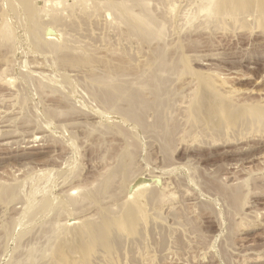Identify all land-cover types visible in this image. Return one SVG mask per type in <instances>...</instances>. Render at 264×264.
I'll use <instances>...</instances> for the list:
<instances>
[{"label":"rangeland","instance_id":"374dc122","mask_svg":"<svg viewBox=\"0 0 264 264\" xmlns=\"http://www.w3.org/2000/svg\"><path fill=\"white\" fill-rule=\"evenodd\" d=\"M88 1L83 3L87 5L86 8L89 7L91 1L97 0H90V3ZM74 2L78 1L26 0L15 11L12 0H0V23L3 19H6L12 31L11 42L0 44V72L3 73H0V181H21L29 174L50 171L49 175L51 174L52 176H49L48 184L49 189L51 188L49 195L51 193L52 197H58L66 187L81 188L79 192V188L72 190L73 195H77V192L80 195L85 191L84 186L86 187L87 184L91 183L92 186L96 187L97 185L92 184L93 182L91 181L97 183L96 179L99 178L98 176L110 169L112 165H115L114 156L116 158V154L121 152L125 146L127 141L123 135L126 134V131H129L130 133L127 132V136L132 134L130 136L131 139H135V141H129L133 144L134 142H137V145L139 144L138 146L134 145L135 148L138 147L139 149H134V157L131 159V169L132 171L134 169L136 178L133 176L132 179L135 178L134 181L130 179L131 181L129 180L128 184H126V181L122 185V181H119L121 178L117 175L119 179H115L114 185L111 186L112 188L110 187L108 193L111 192L113 195L110 194L114 197L115 192L118 194L115 196L120 198L117 200L115 197L113 199V197L106 195L104 198L98 199L99 202H93L95 206L92 203L91 205H89L90 203L88 205L85 204L88 210L85 207H81L75 212L77 217L75 218V215H73V219H76V221L80 219L77 222V224H80L82 218H88L89 215L94 220H99L98 218L102 216L105 218H102L103 222L105 223L106 221L108 223L113 217L111 216L110 219L107 217L110 214H113V216L116 214L115 218L120 216L118 218L120 220L123 214L119 215L118 212L123 213L124 207L133 203L137 197V191L142 190V188L145 189L147 186L146 189H149V185L153 186L154 184L158 190L162 189L164 192L162 200L154 203L151 208L149 206H152V204L149 205L148 201H144L146 204L143 202V205L140 203L139 206L141 208L138 207V210L135 208L137 207L136 205L134 209L136 212L139 211V213L134 211L137 219H135L136 215L133 214V217H135L130 219L129 227L120 224L117 219H114L119 223L115 229L120 234V238L118 241L115 240L117 242H112L113 234H111L112 236L109 234L105 238L108 239L111 236L107 240L109 242L105 239L102 241L105 246L109 245L107 246L108 249L102 243L95 244L90 242L80 248L77 253H71L68 251H70L74 239L70 237L71 242L69 241L70 238L66 237L67 240H61L62 244L57 241L55 242L56 245L58 243L57 246L51 244L55 247L46 248L47 250L50 249L48 252L46 249V251L43 250L42 255L40 254L39 259H37V261L39 260L37 264H264V125L251 120L252 114L248 109L240 106L242 101L243 103L245 101L264 105V23L259 18L257 20L253 15H249V17L246 15L244 17L245 21L243 17L241 20L224 19V22H222L223 20L220 21L222 23H216L214 20L212 21L214 24L210 21L207 22L209 25L206 26L204 23H206L207 19H210L211 15L208 13L204 14L206 12H198L196 4L193 3L195 6L192 5V0H161V2L152 0L151 3H153L149 4H151L150 7L153 6L151 10L155 7L157 11L154 12L155 15L158 13L159 18L163 17L162 21L164 16H166L164 20H170V22L167 20V22L163 21L167 28V30L166 28L164 29V32H166V35L163 36L165 41L162 42L163 37L162 40L160 39L161 41L155 40L159 43L158 47H160L156 48L157 43L154 40L153 44V41H150L151 43L144 42L131 34H127V26L119 21H114L115 19L112 20V14H108V11L104 8L85 12L83 4L79 5V3ZM29 7L37 10H35L37 17L40 14L41 19H39V16L38 22L41 20L44 24V27L42 23L40 24L42 29L53 32V36L56 35L53 37L51 34L48 38L56 39L55 41H59V43L64 41H62L63 39L57 40L58 38H65L72 48L73 46L77 48H73L74 50L70 49L73 51H71L72 53L68 52L67 54L66 51H63L65 53H59L55 56L56 61H54L53 55L37 50L29 34L30 28L27 20L28 15H30V11L27 9ZM158 7L159 10H157ZM194 7L196 11L193 10ZM48 9L52 11L50 12ZM47 12L50 14H46ZM196 12L198 13L196 14ZM162 13L165 15L160 16L159 14ZM52 14H56L54 18H57L56 21L52 18L54 17ZM185 14L192 16L190 17L191 21L193 19L195 21H188L190 19L189 16L185 20ZM194 15H196L195 18ZM203 15L208 18H204ZM202 18L206 21L203 22ZM45 36L47 37V35ZM57 36L58 38H56ZM68 36H71V39L73 38L75 42L72 41L73 39L71 42ZM160 42L165 45L161 46ZM161 47H163L164 55L165 52L167 54L165 57L170 59L169 62L166 60L168 63H174V61L178 63L176 61L179 59H185L184 64L188 69L195 71L197 75L205 73L204 76L207 75L206 79L215 83L218 89L220 86V89H223H219L220 96L226 95L229 99L225 98L230 103L226 109L235 108L233 110L235 112L230 115L227 110L220 111L218 113L219 117L212 121L203 115H200V117L190 115L188 108L193 102L192 99L194 100L195 95H199L202 92L203 88L201 90L199 85L203 86L199 84L200 80L195 73L185 72L181 75H169L168 80L166 79L168 86L165 85L164 87L169 90L166 89L167 94L171 95L172 93L173 96L168 95V97L173 100L170 102V107H168L169 110L166 114L168 118L167 126L163 132H153L145 126L143 127L146 129L140 128L133 124L132 120L130 121V119L125 118L120 113L117 114L115 112L114 115V112L105 111L99 103L97 104L89 99L86 93V95L83 94L85 97H81L84 91L83 86L81 85L82 87L79 88V84H77L78 88L75 90L76 85L73 82L68 85L70 88L66 89L65 87L60 91L61 93H66L68 99H70L69 96L72 97L73 100L68 101L71 105L74 104V107L76 106L75 109H77V106L79 109L75 110V112L73 110V113L70 112L69 114L71 115L68 114L69 117H66L67 114L66 116L62 115L65 120L62 116H59L60 118H58L62 121L55 117L52 120H59L58 122L56 121L57 123L54 121L46 123L43 115L47 108L51 109L52 106V108L54 106L58 108L62 103L66 104V102L61 96H59V100L57 99L58 94L62 95L60 91L59 93H56L58 91H52L47 94L50 90L44 89L43 91L47 90V93H42L41 89L42 92L39 89L36 90L32 84L27 83L24 79L25 74L29 73V70V74L32 73L31 75L40 73L32 76L34 81L38 75H44L48 72L46 76H51L52 79L58 78L63 71L68 78L72 77L70 80L73 81V78L77 76L76 78L80 77L79 80L82 81L87 74H91V70L95 71V73H98V71L103 73L105 72L104 70L109 69L114 72L121 70L122 73L126 74L129 72L127 75L130 77L143 68L144 70L148 69L153 57L151 53L155 49H161ZM176 58L178 59L175 60ZM4 59L8 62L4 61ZM182 61H180L178 68L180 66L183 67ZM9 63V68H4V64L6 67ZM20 65L25 67L20 68ZM2 67L3 69L1 70ZM20 69H26V71L23 70L25 74ZM50 69L52 73H50ZM4 70H6L5 73ZM42 70L44 74L41 73ZM45 71L48 72L46 73ZM59 71L62 73H59ZM20 73H23L24 76H21L22 74ZM81 73L84 77L80 75ZM5 82L7 83L6 86ZM221 83H223V86ZM19 86L25 92H23L24 98L27 95L25 100L28 98L26 100L28 102L25 101L24 103L26 106L25 110H30L32 116L34 113H38V115L33 116L34 120L30 118V120L26 119L27 121H25L24 112L23 114L21 113L22 107L17 103V98L23 94L22 90H18ZM34 89L35 92L31 91ZM68 89H70V93ZM227 89L232 91L230 95L223 92L227 91ZM17 91H20L18 96ZM36 91L40 93L37 94L38 92ZM30 92H34L33 95H36L33 96ZM87 98L95 105L91 102L87 103ZM75 99L77 103L79 102L83 106L81 105L80 107V104H77ZM91 104L92 106L94 105L93 108ZM97 105L99 107H96ZM65 106L62 105L59 109ZM36 107L38 111L35 110ZM43 108H45L44 112ZM102 110L104 112H101ZM36 116H41L42 118L40 117V119L42 120L38 121L39 117L37 118ZM145 116V123H152L156 119V114L152 109H149ZM72 117L73 119H70ZM32 120L34 123L31 122ZM68 120H72L73 124ZM109 120L110 122H108ZM35 122L37 124L38 122L41 123L36 125ZM65 122L69 123L64 125ZM74 123L79 126L74 125ZM42 124H45V127L48 124L46 131ZM99 124L102 127H99ZM106 124L110 127L107 128L108 125ZM39 125L42 126L41 129L40 127H38L39 129L37 128ZM62 125L65 127L67 125L68 127H64V129L68 131H65ZM95 125H98L99 128L95 127ZM55 126L58 127L56 128ZM49 129L52 130V133H50ZM99 131L102 133H99ZM43 134L48 135L45 137ZM33 137L36 138L33 140ZM114 153L116 154L114 155ZM73 157L74 159L72 160ZM63 160L64 162H62ZM74 164L75 166L72 167ZM106 165L109 167H106ZM41 167L44 168V171L42 170L43 168L39 169ZM27 168H29L28 170L31 169V171L27 170V172L25 170ZM32 168L34 169L32 170ZM59 169L62 171L59 172ZM39 170L42 171L39 172ZM137 170L139 174L138 172L136 174ZM63 171L66 172V176H69V178H66ZM102 171L103 173H99ZM53 173H57L59 176L56 174L57 177ZM61 173L62 175L64 174L63 176L65 177L63 178L66 179L61 177ZM12 176L13 178L15 176V178L10 179ZM19 176L21 178H18ZM139 178L147 179L148 182L137 184L136 182ZM249 178H252L250 182ZM62 180L69 183L66 184ZM242 180H247L246 186L244 185L243 188L244 193H246L242 204L243 209L241 208L243 212L240 210L241 212L239 213L241 214H233L234 212L230 210V207H227L226 203L228 201L226 198V200L224 199L223 193L219 191V186L221 187L222 184V187H230L233 184L231 186L233 187L238 185L239 181L242 182ZM149 181L153 182L150 183ZM51 182L53 184L57 183V186ZM80 182H84L83 184L85 185L82 187V185H79ZM115 183L117 185L121 184L120 187L128 186L127 188L126 186L124 187L126 188L124 191L125 195L120 187H117L118 189L116 190L117 185L115 186ZM59 184L62 185L58 187ZM91 185L88 187L91 188ZM25 186L27 185L25 184ZM88 187H86V190L89 189ZM94 187L89 190H93ZM153 187H150V189ZM157 188L154 189L157 190ZM58 191L61 193L58 194ZM118 191H121L122 194L118 193ZM159 192L162 191L159 190ZM38 195L40 196V194ZM121 196L122 201L124 199L127 200H124L125 202L120 201ZM108 197H111V199H107ZM16 200L12 201L13 203L11 201L9 203L6 202L7 204H5V201L3 203L0 201V264H13L18 252L19 254L21 253L20 255L26 253V250L24 251L25 253L22 252L23 250L20 251L21 247L25 249L32 240L34 241L32 236L38 235L41 222L44 219L42 217L39 218V221L37 219L32 225L36 224L39 230L33 226V229H35L32 230L34 235L32 232L30 235H25L20 243L15 241L20 234L18 236L14 234L15 232L16 234L20 233V231H17L18 228L21 230L20 226H13L12 228H15V230H11L13 234H9L8 238L6 235L3 236L4 225H7L10 219L13 221L19 218L25 209V201L22 199ZM128 200L132 202L126 205ZM21 201L24 205H22ZM100 201H104L103 204ZM121 202L125 203L124 207L121 206L122 208L119 207L122 204ZM108 203L109 206L113 204L115 207L117 205L115 207L117 211L110 212V208L111 210H115V208L113 206L108 208L106 206ZM99 204L101 205L99 206ZM96 205L99 208L104 206V210L99 211L100 209ZM81 210L89 213L84 212V215H82L83 212ZM91 211L93 214H91ZM97 211H99L100 215L97 214ZM104 211L109 212L104 214ZM107 214L109 215L106 216ZM154 214H159V217L157 215L158 218H156ZM98 215L99 217H97ZM73 221L75 220H71V222ZM233 221L236 225H234ZM37 222L40 223L37 224ZM103 222L102 224H104ZM106 224L102 228L107 229L108 226ZM74 226L76 224L71 227ZM14 242L16 245L22 243V246L17 245L16 248ZM14 249L16 252L18 250V252L16 253ZM12 257L15 258L13 259Z\"/></svg>","mask_w":264,"mask_h":264},{"label":"bare ground","instance_id":"6f19581e","mask_svg":"<svg viewBox=\"0 0 264 264\" xmlns=\"http://www.w3.org/2000/svg\"><path fill=\"white\" fill-rule=\"evenodd\" d=\"M77 1L78 2H74V3H79V5L87 2V0H77ZM151 1L152 0H150V2H149V0H97V1H91L92 4L89 2L91 6L88 4L89 5L88 8H86L87 5H84L83 4L82 6L83 7L85 6L84 7L85 12H88L89 10H97L99 8H104L105 10L108 11V14L109 13L112 14V18H111L112 20L115 19L114 21H119L121 23H124L127 26V30H128L127 31V34H131V35L135 36L137 39H139L141 41H144V42L145 41L150 42V41H153V40L154 41L155 40L161 41L162 40V37L164 35H166L165 34L166 32H164V29L166 28L165 27L166 25H165V23L163 21H165V22L169 21L170 22V20H167V19H166L167 21L164 20L165 17H166V16H164L165 15L164 13L159 14L160 16L161 15L164 16L163 21H162V18L163 17H160L159 18L158 17V13H157V15H155L154 12L156 11V9L154 7V9H153L154 11L151 10L152 7H153V6L150 7V5L153 3V2L151 3ZM154 1H156V2L160 1L161 2V0H154ZM194 1L192 0L191 3H192V5H193V3L196 4L197 11L198 12H201V13L202 12H206L204 14H207L208 13V14L211 15L210 19H207L208 17L206 18L203 15L204 18L207 19V21H206L205 19L202 18V20H204L203 22L206 21V23H204L206 26L209 25V23H207V22H210V21L212 22L214 20H215L216 23H222V22H224V19H228V20L229 19H232V20H235V19H238L239 20L240 19L241 20L242 17H243V20L245 21L244 17L246 15H248V17H249V15L250 16L253 15L254 17H256V19L259 18L260 21L262 23H264V0H194ZM23 2H26V0H12V3L14 4L13 5V8L15 9V11L17 10V7L18 6H20V5L22 6V3ZM149 3H151V4H149ZM187 3H189V2H187ZM72 5H73V3H72ZM193 6H195V5H193ZM190 7H191V5H190ZM27 9L30 11V15H28V18H27V20L29 22V28H30L29 34L31 36L32 43L36 46L37 50H40L41 52L43 51L42 53L46 52V53H49V54L53 55L54 56V61H56L55 56H57L59 53H61V52L62 53H65L63 51H66L67 54H68V52H71L72 51L70 49L77 48L76 46L75 47L73 46V48H72V46H70L68 44V40H66L65 38H58V36L56 37V38H58L57 40L63 39L62 41H64V42H61L60 41L61 43H59V41H55L56 39L48 38L53 32L46 31L45 29H42L41 26L43 25V27H44V24L42 23L41 20L39 21L40 23L38 22V17L40 16V14L37 17V15H36L37 14L36 13L37 10L35 8L33 9V7L32 8L29 7ZM195 9L196 8L194 7L193 10L196 11ZM48 10L50 12L52 11L50 9H48ZM48 10H46V11H48ZM157 10H159V7L157 8ZM191 10H189V11H191ZM198 12H196V14ZM48 13L49 12H47L46 14H48ZM190 13H188V14H190ZM57 14H58V12H57ZM188 14H185L186 15L185 20L188 19L187 16H189V18L192 17V16H190ZM52 15H54V14H52ZM55 15H54V17H52L53 19L55 18ZM191 15H193V14H191ZM195 17H196V15H194V18ZM59 18H62V17H59ZM39 19H41V16H40ZM56 19H54V20L56 21ZM48 20H49V18H48ZM189 20L191 21V18L188 19V21ZM193 20L195 21V19H193ZM193 20L191 22H193ZM221 20H223V21L220 22ZM43 21H45V20L43 19ZM109 21H110V19H109ZM114 21H112V22H114ZM176 22H177V20H176ZM41 23H42V25L40 26ZM166 30H167V28H166ZM45 35H47V37ZM53 35L54 34H52V36ZM65 35H63V36L66 37ZM55 36H53V37H55ZM46 38H48V39H46ZM68 39L71 41L73 38L71 39V36H68ZM164 39L165 38L163 37L162 42L165 41ZM11 40H12V31H11V28H10L9 24L7 23V20L6 19H3L2 22L0 23V44L1 43H10ZM72 41L75 42L74 39ZM154 41H153V44H154ZM74 42H73V45H74ZM155 42L157 43V46L155 44V46L157 48L158 45H159V43L157 41H155ZM150 43H149V45H150ZM160 44H161V42H160ZM162 45H165V44H161V46ZM163 47H165V46H163ZM163 47H161V49H155L153 51V53H151L153 55V57L151 58V61L149 63L150 65H149V68L148 69H145L144 70V68H143L141 71L136 72L137 74H135L133 76H130V77L127 75L129 72H127V74H126V73H122L121 70H120L121 72L120 71L119 72L118 71H115L114 72L111 69L104 70L105 72H103V73L102 72L99 73V71H98V73L97 72L95 73V71H92L90 69L91 70V74L90 75L87 74V76H85L86 78L85 79L83 78L82 81L79 80L80 79L79 76H78L79 78H76L77 76L74 77L73 78V81L70 80L72 77L71 78H68L67 75H65L64 71H63V73L61 71H59V73L61 72L62 74H60L58 78L52 79L51 76H46L49 73L48 71H47L48 73L45 71L47 74H44V72L42 70V72L41 71L40 72L43 73L45 76L44 75H38V77L39 76L40 77L39 78L37 77V79L35 81H34V79H32V76L33 75L36 76V74L39 73L38 70H37L38 73H36V74L34 73L33 75H31L32 73L29 74L30 73V70H29V73L27 72V74H25V72L23 70L26 71V69H20L25 74V76H24L23 73H20V74H22L21 76H24V79L27 81V83L32 84L35 87L36 90L39 89L40 92H42L44 89L50 90V91H48V93H47V90L42 92V93H47V94H49V92L51 93L52 91H55V92L58 91L56 93H59V91L62 90V89H64L65 87H66V89L68 87L70 88V86H68V85H71L72 82L75 83L76 86L75 85L74 86L76 88L75 87L74 88L76 90L78 88L77 87L78 86L77 84H79V88L83 86V90L85 91V92L84 91L82 92L81 97L82 96L85 97L84 95L87 94L89 99H91L92 101L96 102L97 104L99 103L101 105V108L104 109L105 111L114 112V115H115V112L117 114L120 113L125 118L130 119V121L132 120L133 121L132 123L133 124H136L140 128H145L146 127V128H149L153 132H158V131L163 132V131L166 130V126H167V120H168V118L166 117V114L168 113V110H169L168 107H170L169 106V105H171L170 102L173 100L172 98L168 97V95L169 96H173L172 93H171V95L170 94H167L168 93L167 92L168 89L166 88L167 89L166 90L165 87H164L165 85H167L166 84V82H167L166 79L168 80L169 75H174V74L175 75H181V74H183L185 72L186 73H195L196 74L195 71L190 70V69H188L186 67V65L184 64V62H185L184 60L185 59H179L178 61H176L178 63H175V61H174V63L173 62L168 63L170 59H167L168 57L167 58L165 57V55L167 56V54L165 52V55H164ZM158 48H160V47H158ZM153 49H151V50H153ZM68 50H70V51H68ZM59 57H60V55H59ZM180 57H182V56L180 55ZM178 58H176L175 60H177ZM166 60H168V62ZM4 61H6V60L4 59ZM180 61H182V63L184 65H183V67L180 66L178 68V66L181 63ZM6 62H8V61H6ZM9 65H10V63L7 64L6 67H5V64H4V68H9ZM25 65L27 66V64H25ZM21 67H23V65H20V68ZM2 69H3V67L1 68V70ZM6 70H4V73H5ZM93 70H94V68H93ZM98 70H100V69H98ZM35 72H36V70H35ZM86 72H88V71L86 70ZM197 72L199 73V71H197ZM50 73H52L51 72V69H50ZM55 73L57 74L56 71H55ZM1 74H3V73H1ZM76 74H78V73H76ZM204 74L203 75H201V74H198L197 75L196 74L197 77H198V79L200 80V82L198 81L199 84H202V86H203V87H201L199 85V87H200L201 90L203 88V90H202V92L199 90L201 92L199 95L196 93L197 95H195L194 100L192 99L193 102L191 101L192 103H191V105L188 108L189 110L188 109L187 110H188V112L190 111V115L192 114L193 116H199V117H200V115H203L208 120L212 121L213 119L219 117L218 113L220 111L227 110L226 107H229L230 103H229V101H228L229 99L227 98L226 95L220 96V91H219L220 86H219V89H218L217 88L218 86L215 83H212V81L206 79L207 78L206 77L207 75L204 76ZM80 75L83 76L82 73ZM199 75H201V76L199 77ZM69 76H71V75H69ZM74 76H75V74H74ZM54 77H56V76H54ZM75 78H76V80H75ZM4 80H3V83H4ZM0 83H1V81H0ZM6 84L7 83L5 82V86H6ZM222 84L223 83H221V85ZM27 85L29 86V84H27ZM215 85H216V87H215ZM21 87H22V85H21ZM19 89H20V91L22 90V94L23 95H19L20 94V91L19 92L17 91V93H18L17 96L19 95L18 98H17V100H18L17 103L20 104V106L22 107V112L21 113L23 114V112H24V116L23 115L22 116L25 117V121H27L26 119L30 120V118L33 119V116L34 115H38V113L37 114L34 113L33 116H32L30 110H28L30 114L28 113L27 110H25L26 106H25L24 103H25V101L28 98L25 100V98L27 97V95L24 98V93L25 92L23 91V89L20 88V86H19L18 90ZM35 89L34 90H31V91H34L35 92ZM69 90L70 89H68V91ZM39 91H36V92H38L37 94L40 93ZM78 91H79V89L77 90V93H78ZM80 91H82V90H80ZM34 92H32V93L30 92V93L33 95ZM223 92L224 93H227L228 95H230L232 93V91H230L228 89H227V91H223ZM60 93H61V91H60ZM69 93H70V91H69ZM69 93H68V95H69ZM61 94L62 95H59L58 94V98L57 99L59 100V96H61V98L66 102V104H63L62 103V105H66V106L65 107H62L60 109H59V107H61L62 105H60L58 108L56 106H54V108H52L53 107L52 106L51 109L47 108L46 111H45V108H43V112L45 111L43 117L45 116L44 121H46V123H48L49 121H54V122L57 121L58 122L60 120L59 118L62 115L66 116V114H67L66 117H69V115H71V114H69L70 112H72L73 110H74L73 112H75V110L77 111L79 109L78 106H77V109H75L76 106L74 107V104L71 105V103L68 101V100L71 101L72 97L69 96L70 99H68V96H67L66 93L65 94L64 93H61ZM34 95H36V94H34ZM225 98L228 99V100H226ZM89 99H88L87 103H89V102L92 103V101L89 100ZM75 101H76V99H75ZM26 102H28V101H26ZM74 102H72V103H74ZM76 103H77V101H76ZM84 103H86V102L84 101ZM92 104H94V103H92ZM92 104H91V106H92ZM53 105H55V104H53ZM81 105L83 106V104H80L79 106L81 107ZM33 106H31V107H33ZM93 106H92V108H93ZM240 106H243L244 108L248 109V111L252 114L251 115L252 117L250 118L251 120L257 121V123H259L260 125H264V105H262L260 103L252 104L251 102L249 103V102H245V101L243 103V101H242V104H240ZM96 107H99V106L97 105ZM28 108H30V107H28ZM39 108H40V106H39ZM23 109H24V111H23ZM94 109H95V107H94ZM96 109H100V108H96ZM149 109H152L154 111V113L156 114V119L152 123L146 122V123H148V124H146L145 123V120H146L145 119V117H146L145 115H146V112ZM234 109L235 108H232V109L230 108L227 111L231 115L232 113L235 112V111H233ZM35 110L38 111L37 107H36ZM101 112H104V111L102 110ZM64 116H62L63 119H64ZM36 117H35V120H36ZM40 117L38 118V121L42 120V119H40ZM55 117H57V119H59V120H56V121L55 120H52ZM70 119H73V117L70 118ZM33 120L31 122L34 123ZM112 120H113V118H112ZM60 121H62V120H60ZM71 121H69V122H71ZM36 122H37V120H36ZM69 122H67V123H69ZM108 122H110V120ZM40 123L38 122V124H40ZM43 123H45V122H43ZM67 123L65 122L64 125L67 124ZM71 123L73 124V122H71ZM98 123H100V122H98ZM38 124L36 123V125H38ZM54 124H53V126H54ZM70 124H68V125H70ZM47 125L45 127V124H42V126L45 127L44 128L45 131H46ZM64 125H62L63 129L65 127ZM74 125L79 126V125H77L75 123H74ZM103 125H105V124H103ZM106 125H108V124H106ZM42 126L39 125V126H37V128L40 127V129H41ZM143 126H145V127H143ZM67 127L68 126L66 125L65 128H67ZM72 127H74V126H72ZM92 127L94 128L93 125H92ZM95 127H98V125H95ZM99 127H102V126L99 124ZM109 127L110 126L108 125L107 128H109ZM59 129H58V131H59ZM45 131L43 130V132H45ZM127 132L130 133L129 131H126V134L124 133L125 135H123L124 137H126V141H127L126 144L124 143L125 146L123 145L124 147L121 150V152H118L119 154L118 153L117 154L114 153V155L115 154L117 155L116 158L114 156L115 165H112V167L110 169H108L107 171H106V169H107L106 168L105 169L106 172L103 173L104 168H105V166H104L103 171L102 172H99V173H103V174H100L98 176L99 178L96 179L97 180V183H94L95 181H91V182H93L92 184H96L97 185L96 187L92 186L91 183L89 184L92 187H94L93 190H89L92 187L90 186L91 188H89L88 187L89 185L87 184L88 186L86 185V187H88L89 189L86 190V187L84 186L85 191H83V193L79 195L78 192L80 191L81 188L78 187L79 188L78 189L76 187L75 188L74 187H70V188H67L66 187L65 189H63V192L61 190H59V191H61L63 193L62 194L60 192L62 195L58 191V194H60V195L58 196L56 194L58 197H52L53 195L51 193H50L51 196L49 195V190H51V188L49 189V184H48L49 183V179H50L49 176L51 177L52 175L51 174L49 175V172L50 171H47V172L44 171V168L43 167H41L39 169H42L43 168L42 170L44 171V173L41 172V173H32V174H29L27 177H25L21 181H16V180H14V182L12 180H11L12 182H8V180H7V182L6 181L5 182H3V181L1 182L0 181V201H1V203H3L5 201V204H7L10 201L12 202V201H14L16 199H22V200L25 201V209H24V211L22 212V214L20 216L18 215L19 218H16V219L14 218L15 220L12 219L13 221H11V219H10L8 221L9 223L7 222L8 224L7 225H4V233H3V236L6 235L7 238H8L9 237L8 235L12 233L11 230L12 229L15 230V228H12V227L13 226L15 227L16 225H17V227L20 226L21 227V230H20V228H18V230H17L18 232L20 231V233L17 232L18 234H16V232L14 231L15 232L14 233L15 236L16 235L18 236L20 234L19 235V238L17 237L18 240L17 239L16 240L14 239L16 242L19 241V243H20L21 239L25 235H30L31 232H32V230H35V229H33L34 228L33 226H35V228L38 227V226L36 227V224L35 225H32V224L34 222H36L37 219L39 221V218H41V217L44 218L43 220L41 219L42 222H41V225H40V228H39L40 230L37 228V230H39L38 233L35 231L38 235H34L33 232H32V234L34 236H32V235L31 236L34 238V241L31 239L32 242L30 240L31 243L30 244L28 243L29 244L28 247L26 246L25 249H22V247H21L22 246L21 245L22 243L20 245L17 244L18 246L21 247L20 251L23 250L22 252H24L26 250V253L24 252L25 254L20 255L21 253L19 254V252L17 250L18 255L16 256V258L15 257H12L13 259L15 258L14 261H13V264H37V262L39 261V260L37 261V259H39L38 257H40L39 255L43 252V250H45L46 248H49L50 246H54V245H51V244H55V246H57L58 243L56 245L55 242L58 241L60 243L62 239H66L67 240L68 237L69 238L71 237V238L74 239L73 242L71 241V238L69 239V241H71L73 243V245H71V248L69 247L70 248V251H68V252H71V253H77V251L80 248H82L86 244H89L90 242H93L95 244L102 243L103 246H105L104 242H102V241L105 238H107L109 236V234L110 235L113 234V236L111 235L112 237H114V238L111 239L112 242H114L115 240L118 241L119 238H120L119 237L120 234L117 232V230L115 229V227H116V225H119V223L122 224V225H125V226H128L129 227V225L131 223L130 219L133 217V214L136 215L135 213H139V211L136 212V210L134 209V207L136 205H137V207H135V208H137V210H138V207L141 208V206H139L140 203H142V205H143V202L144 201H146V202L148 201V204L149 205L152 204V206H149L151 208V207L154 206L153 205L154 203L162 200L164 190L159 189L160 191H162V192H159L157 186L155 187L154 184H153L154 187L152 185L151 186L149 185V189H146L148 187L147 186V187H145V189L142 188V190H139V191L136 190L137 191V194H136L137 197H136V199L134 198L136 201L133 199L134 200L133 203L128 204L129 202H132L131 200H128V202L126 203V205L127 204L128 205L125 206V207H124L125 203H122V202L124 200H127V199H124L123 198L124 200L122 201V196L123 195L121 196V200L120 201H122L121 202L122 204L120 205V203H119L120 206L119 205L118 206L119 207L123 206L124 209H123V213L122 212L121 213L118 212L119 215L120 214H123V217L120 220H118V218L120 216L118 218H115L116 214H115V212H113L115 214V216H113V214H110L109 213L110 216L107 217V218L110 219V217L112 216L113 218H111V219L113 221L112 220H109V222L112 221L111 223L108 222L109 224L106 221L104 223L103 222L104 221L103 219H105V218H103L102 216H100L101 217L100 218L99 217L100 213H98L99 211H101L104 208L103 205H102L103 206L102 208H99L96 205L100 209L99 211H97V214H99L97 216V217H99L98 218L99 220H96V219L94 220L92 218V216L89 215V217L87 216L88 218H85V219L82 218V221L80 222V224H77V222H79L80 219L77 218L78 221H76V219H73V215H75V218L77 217L76 214H75V212L77 210H79L81 207H85V204L88 205L90 203L89 205H91V203H92V205L95 206L93 204V202L96 203L98 201V199L100 200L102 197L104 198V196H106V195L113 197L112 196L113 194L110 192L112 194L111 195L108 192L110 191V187L112 185H114L115 179L118 178L117 175L120 176L121 179H119V178L118 179H119V181L120 180L122 181L121 182L122 185L125 184L126 181H127L126 184H128L131 181L130 179H132V177L135 176L134 175V173H135L134 172V169H133V171L131 169V165H132L131 159H133V157H134L133 156L134 155L133 153L135 152V150L136 149H139V148L138 147L135 148V146H134L137 142H134V144H133V143H131V141H129V140L135 141V139H131L130 136L132 134L130 136H127ZM47 133L49 134V132H47ZM50 133H52V130H50ZM99 133H102V132L99 131ZM48 134H46V135L43 134V136L45 135V137H46ZM69 134H67V135H69ZM72 134H73V132H72ZM71 136H74V135H71ZM35 138L36 137H33V140ZM40 152H42V151H40ZM73 159H74V157L72 158V160ZM64 160L62 162H64ZM73 166H75V164L72 165V167ZM72 167H71V169H73ZM106 167H109V166L106 165ZM52 168H53V165H52ZM28 169L29 168H27L25 170L27 171ZM33 169L34 168H32V170ZM42 170H39V172L42 171ZM47 170H49V168H47ZM50 170H52V169H50ZM28 171H31V169L28 170ZM58 171L61 172L62 170L59 169ZM58 171H56V172L58 173ZM70 171H72V170H70ZM63 172H65V171H63ZM72 172H74V171H72ZM137 172H138V170L136 171V174H137ZM57 173H55V174L53 173V174L56 175ZM69 173L71 174V172H69ZM69 173H68V175H69ZM138 174H139V172H138ZM61 175H62V173H61ZM63 175L61 176L62 178L67 175L66 172H65V176H63ZM249 177H252V176H249ZM14 178H15V176H14ZM14 178L12 176L10 179H14ZM18 178H21V177L19 176ZM66 178H69V176L68 177L66 176ZM66 178H63V179H66ZM135 178H136V176H135ZM151 178H152V176H151ZM71 179H72V177H71ZM134 179H132V180L134 181ZM250 179H252V178H249V182H250ZM62 181H64V180H62ZM116 181H118V180H116ZM240 181H239V183L236 182L238 185H235L233 187H231L233 184L230 187L229 186L227 187L226 185H223V186H226V187H222V184H221V187L219 186V188H220L219 191H221L223 193L224 199L225 198L227 199V201H228L226 203L227 204V207H230V210L232 212H234L233 214H235V213L237 214V213H239V212L242 211L241 210V208L243 207L242 204H243V201H244V199L246 197L245 196L246 193H244L243 188H244V185L247 183V180H245L246 182L244 180H242V182H240ZM64 182H63V185H64ZM147 182H148L147 179L139 178L136 183L137 184H144V183H147ZM151 182H153V181H151ZM65 183L67 184L69 182H65ZM77 183H78V181H77ZM77 183H76V185H77ZM83 183L80 182L79 185H82V187H83V185H85ZM25 184L27 186H25ZM53 185H56L57 186V183H55ZM61 185L59 184L58 187H60ZM116 185L117 184L115 183V186ZM120 185L121 184H119V185L116 186V190L118 189L117 187H120ZM50 186H51V184H50ZM125 186H126V188L128 187L127 185H125ZM25 187H27V188L25 189ZM122 187H120V188L122 189V191L124 193V191H125L126 188H124V187L122 188ZM150 187H153V188L150 189ZM120 188H119V190H121ZM154 188H157V190H155ZM73 189H78L77 195H73L74 194L72 192ZM116 190H114V191H116ZM81 192H82V190H81ZM119 192L121 193V191H118V193ZM38 194H40V196ZM115 195L117 196L118 194H116L114 192V197L118 200L120 197H116ZM124 195H125V193H124ZM111 197L110 198L108 197L107 199L110 200ZM114 197H113V199H115ZM133 197H134V195H133ZM130 198H132V197H130ZM105 200H106V198H105ZM16 201L18 202V200H16ZM100 202L103 204L104 201L103 202L100 201ZM114 202H115V200H114ZM114 202H113V204H114ZM116 203H117V201H116ZM113 204H112V206H113ZM22 205H24L23 202H22ZM100 205L101 204H99V206ZM106 206H108V208L109 207H112V206H109V203ZM89 207H91V206H89ZM114 208H112V209H114ZM82 209H84V208H82ZM90 209H92V208H90ZM106 209H107V207H106ZM81 211L83 212V210H81ZM93 211H94V209H93ZM112 211H117V210H116V208H115V210H111V208H110V212H112ZM134 211H135V213H134ZM84 212L87 213L88 211H84ZM84 212H83V214L80 212V214L84 215ZM108 212L109 211H107V212L104 211L103 213L106 214ZM153 212H155V211H153ZM91 214H93L92 211H91ZM109 214H107L106 216H108ZM118 214H117V216H118ZM239 214H241V213H239ZM77 215H79V214H77ZM101 215H102V213H101ZM154 215L156 216V218L159 217V214H154ZM157 215H158V217H157ZM95 216H93V217H95ZM97 217H95V218H97ZM114 219H117V221L119 223H117ZM135 219H137V215H136V218ZM71 220H75V221L71 222ZM102 222L104 224H102ZM39 223L37 222V224H39ZM72 223L73 224H76V226L71 227L73 225ZM105 224L108 226L107 229L102 228L103 225H105ZM234 225H236L235 222H234ZM234 225H232V226L234 227ZM68 226H70V227H68ZM111 236L109 238H111ZM35 238H36V240H35ZM109 238L108 239H105V240L107 241V240H109ZM115 238H118V239H115ZM63 241H65V240H63ZM117 241H115V242H117ZM107 242H109V241H107ZM14 244L16 245L15 242H14ZM61 244H62V242H61ZM110 244H111V242H110ZM17 245H16V248H17ZM67 245H66V247H67ZM107 246H109V245L107 244L105 246L106 249H108ZM50 249H51V247H50ZM50 249H48V250H50ZM48 250H47V252H48ZM15 252H16V250H15ZM15 252H14V254H15ZM46 253H44V254H46ZM11 263H12V260H11Z\"/></svg>","mask_w":264,"mask_h":264}]
</instances>
